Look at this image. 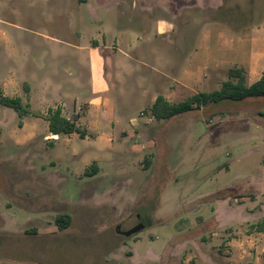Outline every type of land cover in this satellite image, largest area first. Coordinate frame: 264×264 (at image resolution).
<instances>
[{"label": "rangeland", "instance_id": "1", "mask_svg": "<svg viewBox=\"0 0 264 264\" xmlns=\"http://www.w3.org/2000/svg\"><path fill=\"white\" fill-rule=\"evenodd\" d=\"M110 2L0 0V19L29 30L24 42L30 56L26 77L33 79L36 59L42 75L48 72L51 52L52 80H58L68 65L70 44H89L103 24L113 21L112 14H151L139 31L153 27L155 19L169 23L177 36L193 24L207 31L211 51L199 58V67L207 68L203 77H214L203 88L207 92L219 89L217 83L229 79L228 69L241 66L251 50L264 51V0H116L107 5ZM93 14H102V22ZM4 31L0 25V87L8 69H16L15 61L4 59ZM263 114L264 97L210 103L148 125V117L137 113L141 126L139 134H132L133 158L119 159L116 166L106 162L108 153H99L93 139L62 136L45 141L48 127L43 121L36 124L38 137L25 147L6 134L0 143V212L16 216L19 225L28 224L27 214L15 204L16 195L24 185H35L41 195L31 204L39 205L42 223L33 217L38 235L31 236L7 233L2 226L0 264H19L20 257L33 252H40L42 264H264V259L255 263L242 257L232 262L224 242L228 232L211 242L214 211L222 202H232L233 210L220 216L235 219L241 213L235 212L234 196L260 188ZM10 129H18V118ZM92 157H98L101 168L94 176L108 178L87 184ZM128 178L132 183L124 188ZM247 195L243 201L249 208L264 211V195ZM62 214L72 217L65 230L56 225ZM139 225L142 230L125 235Z\"/></svg>", "mask_w": 264, "mask_h": 264}, {"label": "crops", "instance_id": "2", "mask_svg": "<svg viewBox=\"0 0 264 264\" xmlns=\"http://www.w3.org/2000/svg\"><path fill=\"white\" fill-rule=\"evenodd\" d=\"M115 2L116 0H111L107 5ZM133 8L136 10L137 5L133 4ZM150 15L112 14L113 21L109 20L110 23L103 24L89 44H70V50L66 52L68 65L56 81L52 80L51 52L48 72L42 75V65L40 60L36 59L37 68L32 71L33 79L26 77L25 71L30 56L25 50L24 42L28 29L0 19V25L6 27L3 32L4 59L6 63L15 61L16 64V69H8L0 87V98H19L28 110V114L20 117L14 109L0 104V143H3L9 133L16 141L15 145L25 147L38 137L36 124L40 121L45 122L48 127L45 141H56L62 136L69 139L82 138L79 133H50L49 112L61 108L63 117L75 121L78 128L85 132L84 140L93 139L92 144L99 153H108V164L116 166L119 159L129 162L133 158V152L130 153L133 147L131 140L134 138L132 134H139L141 126V121L136 118L137 113L140 117H148L144 125L154 121L161 122L163 120L155 119L151 113L158 97H163L171 104L179 103L195 94L207 92L203 88L214 79H209L208 75L203 77L207 68L199 67L201 54L209 56L211 51L208 45L210 34L207 31L202 32L199 26L193 24L191 30L177 36L169 23L159 19H155L157 23L155 21L153 27L139 31L138 28L152 18ZM93 16L102 22V14ZM117 18L125 19L127 23H122ZM256 33H259V30ZM234 67L244 68L247 83L252 85L264 75V51L251 50L243 64H235L231 68ZM227 80L222 79L217 85H222ZM35 92L37 94L34 97ZM35 99L39 102L41 111L35 109ZM17 118L18 129L11 130L10 125L13 121L16 122ZM150 138L151 136L147 139ZM93 164L96 165L97 172H100L98 157H92L87 166ZM85 177H91L87 184L108 178ZM131 183L132 179L128 178L124 188ZM258 185L259 189L233 195L237 205L235 212H240V217L234 216L235 219H230L220 216V213H231L233 210L232 202L227 200L222 202L224 205L220 209L214 211L215 227L211 242L220 238L217 236L219 233L228 232L224 242L230 249L229 259L232 262H238L241 257L252 259L255 263L264 259V231L252 229V226L264 220V211L253 210L246 205L247 200L243 201L247 194H255L257 199L258 195H264V173L259 178ZM24 186L25 188L21 187L17 191L16 197L19 200L15 204L27 214L28 224L19 225L16 216L0 212V229L4 226L7 233L13 235H38L33 217L38 216L36 224L42 223L39 219L41 210L39 205L34 207L31 203L40 197V188L35 185ZM248 216L257 217L251 220ZM253 255L256 258H253ZM18 262L42 264L41 254L28 253L20 257ZM48 264H52V261Z\"/></svg>", "mask_w": 264, "mask_h": 264}, {"label": "trees", "instance_id": "3", "mask_svg": "<svg viewBox=\"0 0 264 264\" xmlns=\"http://www.w3.org/2000/svg\"><path fill=\"white\" fill-rule=\"evenodd\" d=\"M228 77L229 79L222 83L219 90L195 94L179 103L171 104L163 97H158L151 108L152 116L157 120H167L210 103H219L225 100L243 101L253 97H264V75L250 86L247 83V73L244 68H231L228 71ZM0 104L14 109L20 117L28 114V110L19 98L1 97ZM48 120L49 131L53 135L79 133L82 138L85 137V132L78 128L75 121L63 117L61 108L50 110ZM91 167L93 173L87 171L86 176L97 174L96 165L93 164ZM71 221L72 217L70 215L62 214L57 216L56 225L59 230H65L70 226ZM252 229L264 231V220L252 226Z\"/></svg>", "mask_w": 264, "mask_h": 264}, {"label": "water", "instance_id": "4", "mask_svg": "<svg viewBox=\"0 0 264 264\" xmlns=\"http://www.w3.org/2000/svg\"><path fill=\"white\" fill-rule=\"evenodd\" d=\"M142 229H143V226H142V225H139V226H137L135 229H133V230L127 232L125 235H127V236H131V235H133V234L139 232V231L142 230Z\"/></svg>", "mask_w": 264, "mask_h": 264}]
</instances>
